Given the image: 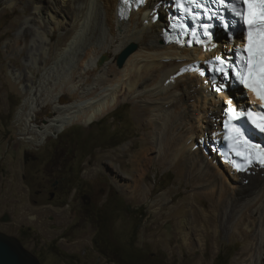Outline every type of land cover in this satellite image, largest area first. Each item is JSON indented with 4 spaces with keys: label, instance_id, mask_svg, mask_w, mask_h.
<instances>
[{
    "label": "bare ground",
    "instance_id": "6f19581e",
    "mask_svg": "<svg viewBox=\"0 0 264 264\" xmlns=\"http://www.w3.org/2000/svg\"><path fill=\"white\" fill-rule=\"evenodd\" d=\"M25 1L28 11L15 46L25 53L30 69L25 76L11 72L25 96L19 112L23 136L40 143L74 122L88 125L122 103H137L134 120L144 133L117 154L128 156L136 169L132 176L116 172L112 180L130 195L144 184L154 160L172 162L173 170L209 202L196 212L189 207L194 219L182 241L195 240L201 248L207 227L216 239L212 221L217 215L245 243L231 264H264V165L238 171L234 160L220 153L225 110H255L259 102L244 92L231 93L221 79L206 75L211 62L230 53L232 44L211 38L200 46L165 44L173 0L133 4L126 16L119 10L126 0ZM20 2L0 0L9 8ZM55 32L61 36L58 45L52 41ZM128 46L135 49L119 66L118 56ZM229 98L235 103L230 105ZM43 108L56 116L38 126L36 114ZM133 146L138 152L129 154Z\"/></svg>",
    "mask_w": 264,
    "mask_h": 264
},
{
    "label": "rangeland",
    "instance_id": "374dc122",
    "mask_svg": "<svg viewBox=\"0 0 264 264\" xmlns=\"http://www.w3.org/2000/svg\"><path fill=\"white\" fill-rule=\"evenodd\" d=\"M15 6L0 4V213L7 217L3 229H31L25 249L40 253L45 264H231L245 243L217 215L212 221L216 239L207 227L201 248L195 240L182 241L194 219L189 207L206 209L209 202L188 185L183 173L173 170L172 162L154 160L143 184L146 189L142 185L130 195L112 180L116 172L132 176L136 169L128 156L117 154L144 133L134 120L137 103H122L88 125L74 122L40 143L23 136L19 112L25 96L11 72L25 76L30 69L25 53L15 46L28 10L25 0ZM53 36L58 45L60 32ZM55 116L43 108L35 123L42 126ZM133 147L129 154L138 152ZM55 180H61L64 189L51 199ZM84 195L91 199L89 206ZM163 197L168 199L164 207L154 211Z\"/></svg>",
    "mask_w": 264,
    "mask_h": 264
},
{
    "label": "snow or ice",
    "instance_id": "6c2138e0",
    "mask_svg": "<svg viewBox=\"0 0 264 264\" xmlns=\"http://www.w3.org/2000/svg\"><path fill=\"white\" fill-rule=\"evenodd\" d=\"M218 2H223V0H218ZM244 4L248 7V15L244 17V22L248 25V43L244 49L247 52V56H241L242 62L247 63V73L245 75V70L243 67L240 68L239 72L236 73L237 78L240 83L246 88H252L257 94V98L260 99V110L264 112V0H244ZM239 16H243V12L237 13ZM214 18H219V13L213 14ZM259 25L258 31H253L254 25ZM205 27H208L205 25ZM224 28L226 30L230 29V25L225 23ZM237 55H241L239 49L236 50ZM216 60L222 61L223 58L218 56ZM231 68V64H229ZM217 71L222 72L224 76L229 75V71L223 69H217ZM232 101H229L231 105ZM249 120L252 122L253 126L261 133H264V117L261 118L260 122H257L256 118L253 116L252 111L248 113ZM238 135H243L237 129ZM252 149H258L257 158L261 165H264V146L259 144H252L251 141L245 140ZM251 162V161H250Z\"/></svg>",
    "mask_w": 264,
    "mask_h": 264
},
{
    "label": "water",
    "instance_id": "95a60500",
    "mask_svg": "<svg viewBox=\"0 0 264 264\" xmlns=\"http://www.w3.org/2000/svg\"><path fill=\"white\" fill-rule=\"evenodd\" d=\"M135 46L126 47L118 56L117 64L122 65ZM105 59L102 58L101 62ZM0 264H41L37 257L26 250L21 242L10 235L0 232Z\"/></svg>",
    "mask_w": 264,
    "mask_h": 264
},
{
    "label": "flooded vegetation",
    "instance_id": "af4514ba",
    "mask_svg": "<svg viewBox=\"0 0 264 264\" xmlns=\"http://www.w3.org/2000/svg\"><path fill=\"white\" fill-rule=\"evenodd\" d=\"M52 187H53V191L50 194L51 199L55 198L56 194H58L61 190L64 189V187H61V180H55ZM82 199L84 200L86 206H89L91 204V199L89 196L84 195L82 196ZM6 219H7L6 215L4 213H0V232L17 238L21 242L23 247L26 248L25 242H27L29 239H32L30 236L31 229H27L25 231V229H23V226H20L17 229L11 227L8 228L6 227L5 229H3L2 226L6 224ZM29 252L35 255L41 264H45L44 256H42L40 253L34 252L33 248H30Z\"/></svg>",
    "mask_w": 264,
    "mask_h": 264
}]
</instances>
